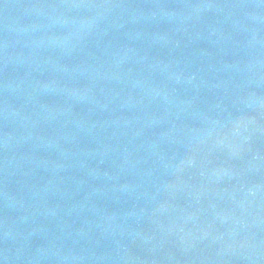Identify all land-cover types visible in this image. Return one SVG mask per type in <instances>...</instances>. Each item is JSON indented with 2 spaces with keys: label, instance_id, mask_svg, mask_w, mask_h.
I'll return each mask as SVG.
<instances>
[{
  "label": "water",
  "instance_id": "95a60500",
  "mask_svg": "<svg viewBox=\"0 0 264 264\" xmlns=\"http://www.w3.org/2000/svg\"><path fill=\"white\" fill-rule=\"evenodd\" d=\"M0 264H264V0H0Z\"/></svg>",
  "mask_w": 264,
  "mask_h": 264
}]
</instances>
